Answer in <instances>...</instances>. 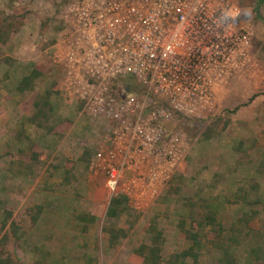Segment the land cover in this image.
Returning <instances> with one entry per match:
<instances>
[{"label": "rangeland", "instance_id": "374dc122", "mask_svg": "<svg viewBox=\"0 0 264 264\" xmlns=\"http://www.w3.org/2000/svg\"><path fill=\"white\" fill-rule=\"evenodd\" d=\"M72 1L0 0V261L142 264L155 224L161 264H264V0L257 11L233 0L252 34L249 65L216 89L210 114L168 125L180 160L153 198L126 196L118 218L92 167L109 125L67 98L55 71ZM186 235H198L195 259L175 257L192 246Z\"/></svg>", "mask_w": 264, "mask_h": 264}, {"label": "built area", "instance_id": "2783aa9c", "mask_svg": "<svg viewBox=\"0 0 264 264\" xmlns=\"http://www.w3.org/2000/svg\"><path fill=\"white\" fill-rule=\"evenodd\" d=\"M61 19L60 90L109 125L92 167L110 197L124 187L125 196L153 198L183 149L168 125L210 114L216 89L251 61L240 7L233 0H74ZM124 78L140 90L127 89Z\"/></svg>", "mask_w": 264, "mask_h": 264}, {"label": "trees", "instance_id": "16d2710c", "mask_svg": "<svg viewBox=\"0 0 264 264\" xmlns=\"http://www.w3.org/2000/svg\"><path fill=\"white\" fill-rule=\"evenodd\" d=\"M256 1V7L255 10L257 11L256 8L262 3V0H255ZM3 41L2 43H4ZM37 75H40L38 71H35V74L31 77H25L22 80V85L20 87V90H23L24 88H29L31 87L32 83V78L37 77ZM126 85V88L129 90L133 91H139L140 86L133 80L131 79H121ZM30 114V113H29ZM27 116V114H26ZM30 116V115H28ZM29 118L27 117V120ZM127 197L121 193H118L116 196L111 197L109 206L106 212V216L108 218H118L120 217L123 212L126 211L127 207ZM147 233L149 234V244H144L141 245L137 250L136 254H138L142 258V264H161V244H162V233L160 230L157 229L155 224H151L147 230ZM120 235H124V233H120ZM119 236V235H118ZM115 237V238H118ZM198 235H186V239L189 238V240L192 241V246H190L187 250L175 255L177 259L179 258H188L191 257L193 259L196 258V255L194 253V247L197 245L198 241ZM195 244V245H194ZM194 253V254H192ZM1 264H10L9 261L6 260H1Z\"/></svg>", "mask_w": 264, "mask_h": 264}, {"label": "crops", "instance_id": "0c3cea01", "mask_svg": "<svg viewBox=\"0 0 264 264\" xmlns=\"http://www.w3.org/2000/svg\"><path fill=\"white\" fill-rule=\"evenodd\" d=\"M122 194V193H121ZM124 195V194H123Z\"/></svg>", "mask_w": 264, "mask_h": 264}]
</instances>
